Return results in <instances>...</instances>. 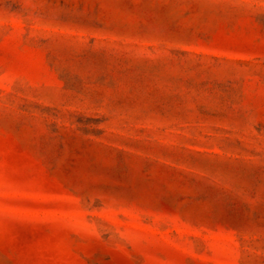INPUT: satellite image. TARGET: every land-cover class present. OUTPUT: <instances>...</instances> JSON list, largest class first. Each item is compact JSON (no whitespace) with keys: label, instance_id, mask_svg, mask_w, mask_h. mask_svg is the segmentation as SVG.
Here are the masks:
<instances>
[{"label":"rangeland","instance_id":"rangeland-1","mask_svg":"<svg viewBox=\"0 0 264 264\" xmlns=\"http://www.w3.org/2000/svg\"><path fill=\"white\" fill-rule=\"evenodd\" d=\"M0 264H264V0H0Z\"/></svg>","mask_w":264,"mask_h":264}]
</instances>
